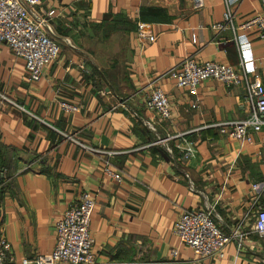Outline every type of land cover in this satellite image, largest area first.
Listing matches in <instances>:
<instances>
[{"label": "crops", "instance_id": "0c3cea01", "mask_svg": "<svg viewBox=\"0 0 264 264\" xmlns=\"http://www.w3.org/2000/svg\"><path fill=\"white\" fill-rule=\"evenodd\" d=\"M38 7L47 15L54 10L48 17L61 46L39 79H30L24 58L0 42V91L20 104L0 97L7 261L51 251L56 219L91 190L97 264H264L251 204L252 183L264 180V125L242 143L226 124L249 114L245 83L207 78L192 94L170 74L192 55L237 67L244 60L264 83V39L242 26L264 11V0H204L199 7L193 0H41ZM227 7L233 19L217 27ZM139 19L150 23L153 40L137 36ZM104 22L114 24L106 37ZM156 84L170 96V118L145 104ZM62 101L79 107L67 110ZM179 132L197 139L196 158L169 151L177 141L170 135ZM207 204H215L224 231L242 221L247 233L240 247L231 240L223 257L198 256L173 231L182 211Z\"/></svg>", "mask_w": 264, "mask_h": 264}, {"label": "built area", "instance_id": "2783aa9c", "mask_svg": "<svg viewBox=\"0 0 264 264\" xmlns=\"http://www.w3.org/2000/svg\"><path fill=\"white\" fill-rule=\"evenodd\" d=\"M40 2L41 0H0V42L7 43L16 55L24 58L32 80L42 76L45 66L54 61L61 50L60 43L55 38V29L48 17L54 10L47 15L38 7ZM193 2L199 7L204 0H193ZM232 19L233 11L227 7L225 21L217 23V27H224ZM242 26L246 29H257L259 36L264 39V11L250 16ZM136 33L143 41L155 38L150 23L141 19L137 21ZM246 68L244 60L237 67L228 62L212 59L199 61L195 56L188 55L181 62V68L171 69L170 74L178 86L186 87L192 94L198 93L199 84L207 78H215L227 85L244 82L249 114L245 118L226 121L229 135L244 143L253 141V132L264 125V83L259 77L252 78ZM0 96L20 105L2 91ZM121 104L126 105L122 101ZM145 104L162 118L167 119L172 115L170 96L159 84L154 85L146 96ZM61 106L67 110H75L79 107L68 101H62ZM170 137L177 138V141L173 146L168 145L169 151L174 152L176 147L184 161L197 157L196 138L187 132L175 133ZM89 147L103 151L100 148ZM104 169L106 173L121 179V174L109 165ZM252 192L254 228L260 235H264V204L261 203V197L264 195V180L253 182ZM96 203L97 194L91 190H84L79 198L56 219L54 248L33 257H24L20 262L12 264H97L94 252L95 239L91 233V221ZM218 215L215 204L184 210L176 220L173 231L198 256L223 257L227 244L235 239L240 247L247 233L242 221L233 225L230 232L224 231L216 221ZM11 249L10 240L0 231V264H10L7 257ZM178 252L177 248L171 251L174 256Z\"/></svg>", "mask_w": 264, "mask_h": 264}, {"label": "trees", "instance_id": "16d2710c", "mask_svg": "<svg viewBox=\"0 0 264 264\" xmlns=\"http://www.w3.org/2000/svg\"><path fill=\"white\" fill-rule=\"evenodd\" d=\"M153 9H158L159 10L160 7L159 8L156 7V8H153ZM143 13H144V7L141 8V17L142 18H146V16ZM98 24H97V26H98ZM103 27H104V37H106L113 30L114 24L108 23V22H104V26ZM131 264H147V263H140V262H136L134 260Z\"/></svg>", "mask_w": 264, "mask_h": 264}, {"label": "rangeland", "instance_id": "374dc122", "mask_svg": "<svg viewBox=\"0 0 264 264\" xmlns=\"http://www.w3.org/2000/svg\"><path fill=\"white\" fill-rule=\"evenodd\" d=\"M55 38L57 39V41L59 42V39L55 36ZM60 43V42H59ZM1 92V91H0ZM2 93H4V92H2ZM4 94H6V93H4ZM7 95V94H6ZM8 96V95H7ZM2 99H5V98H3L2 96H0ZM9 97V96H8ZM7 100V99H6ZM19 104V103H18ZM148 264H158V263H156V262H150V263H148Z\"/></svg>", "mask_w": 264, "mask_h": 264}]
</instances>
